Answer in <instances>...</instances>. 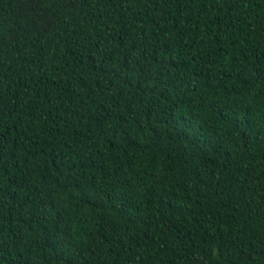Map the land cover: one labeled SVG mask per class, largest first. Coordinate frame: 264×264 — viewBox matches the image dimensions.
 <instances>
[{
	"label": "trees",
	"instance_id": "trees-1",
	"mask_svg": "<svg viewBox=\"0 0 264 264\" xmlns=\"http://www.w3.org/2000/svg\"><path fill=\"white\" fill-rule=\"evenodd\" d=\"M0 264H264V0H0Z\"/></svg>",
	"mask_w": 264,
	"mask_h": 264
}]
</instances>
